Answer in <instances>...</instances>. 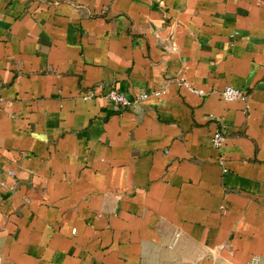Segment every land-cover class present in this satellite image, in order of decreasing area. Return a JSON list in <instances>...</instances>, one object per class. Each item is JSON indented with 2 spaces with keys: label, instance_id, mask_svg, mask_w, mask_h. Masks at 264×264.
I'll list each match as a JSON object with an SVG mask.
<instances>
[{
  "label": "crops",
  "instance_id": "1",
  "mask_svg": "<svg viewBox=\"0 0 264 264\" xmlns=\"http://www.w3.org/2000/svg\"><path fill=\"white\" fill-rule=\"evenodd\" d=\"M0 264H264V0H0Z\"/></svg>",
  "mask_w": 264,
  "mask_h": 264
},
{
  "label": "built area",
  "instance_id": "2",
  "mask_svg": "<svg viewBox=\"0 0 264 264\" xmlns=\"http://www.w3.org/2000/svg\"><path fill=\"white\" fill-rule=\"evenodd\" d=\"M163 91H153V92H142L134 96H130L128 93L120 91L116 88H110L103 96V98L113 105L118 110H125L133 107L134 105L145 101L150 96H161ZM221 97L226 101L232 100H244L246 95L243 91L234 89L233 87H226L220 92ZM95 97L94 93H88L84 99H91ZM226 140L225 135L220 131H215L212 136V145L216 149H221Z\"/></svg>",
  "mask_w": 264,
  "mask_h": 264
}]
</instances>
